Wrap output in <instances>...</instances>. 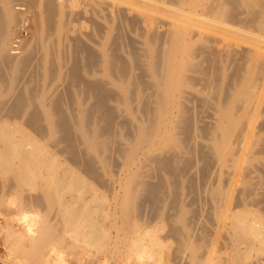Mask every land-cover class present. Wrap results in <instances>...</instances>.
I'll use <instances>...</instances> for the list:
<instances>
[{
	"label": "bare ground",
	"instance_id": "6f19581e",
	"mask_svg": "<svg viewBox=\"0 0 264 264\" xmlns=\"http://www.w3.org/2000/svg\"><path fill=\"white\" fill-rule=\"evenodd\" d=\"M0 210V264L82 260L67 229L124 251L145 215L178 264H264V0H0Z\"/></svg>",
	"mask_w": 264,
	"mask_h": 264
},
{
	"label": "rangeland",
	"instance_id": "374dc122",
	"mask_svg": "<svg viewBox=\"0 0 264 264\" xmlns=\"http://www.w3.org/2000/svg\"><path fill=\"white\" fill-rule=\"evenodd\" d=\"M32 26L33 25H31V24H26L24 27H21V37L23 39L26 40V39L30 38ZM98 139H99V141H101V142H99L98 146L101 147V148H105L106 145L104 143V138H102V136H99ZM178 146H179L178 142L174 141V142L170 143L169 148H172L173 150H175L176 148H178ZM107 205L108 204H106V208L108 207ZM37 211H39V210H36V212ZM2 213L3 212H1V210H0V214H1L0 215V221L4 220V217H3L4 214H2ZM42 217L43 218L40 221V225H43V223L46 222L45 220H48L46 218V213L44 214L42 212ZM141 218L142 219H137L136 220L137 222H140V224L138 226L139 227L142 226L143 228L141 230L144 231V234L142 233V235L140 237V242L135 243L136 241L133 240L134 241L133 242L134 244L132 243L133 245L132 244L128 245L127 243L123 242L126 245L125 246L123 244L124 247H125L124 251L119 252L118 249L116 251L109 244L106 245L107 247L106 246L105 247L101 246L102 247L101 248L99 245L92 244L90 242L88 243V241H86V239L83 238L84 236L82 237V235L80 234V231H82V230L78 231L79 233L77 232L76 235H75V231H71V229H67L66 230L67 231L66 234H67L68 238L71 239L72 242H75L76 246H78L80 248V250H82L83 253H82V258L81 259L83 261L78 259L77 256L76 257L74 256V255H77V254H75L73 252H70L71 250L69 251V247L70 246L65 244L68 247V248H65L61 242H57V241H54V243H56V245H58L57 250H55L53 252V256L55 254L54 259L56 257H57V259H59L58 260L59 261L58 264H60V259H63V263L62 264H77V263L79 264L80 261H82L81 264H84V261L89 260L90 258H91V264H135V261L133 259H131L134 251L142 249L144 247L143 244L146 243V244H149L150 246L154 247V252H155L154 253L155 254L154 257H155V259L153 261V264H173V263L174 264H176V263L178 264V263H180L179 259L177 260V258H175L173 256V254L178 253V251L180 250V249L178 250V249L175 248V246L178 243V242L176 243V241L178 239H176V237L175 238L172 237L173 238L172 239L171 235L169 237V234L166 233V232H168L166 230L167 228H165L167 225L163 224V221L161 219L156 220L155 218H152L151 216H148V218H147V215H145V216H142ZM149 218H150V221H149ZM143 219H145V220H143ZM99 220L106 224V226H107L106 229L108 230V232H112L114 234L119 233L120 237H123V235H121V233L117 229H115V227L113 228L111 226V224H112L111 221L113 219L110 220V219H104V218L101 217ZM152 220H154V221H152ZM142 221H144V222H142ZM145 222L146 223L152 222V223L151 224L150 223L146 224ZM0 223H2V222H0ZM164 225H166V226H164ZM132 234L133 235H131L130 237L134 236V234H135V236L137 235V233H132ZM138 234H140V232ZM146 234H148V235H146ZM163 234H164V236H163ZM167 235H168V237H167ZM151 236H152V238H151ZM2 237H4V239H5V235H1V238ZM1 238H0V241L2 240L3 242H5L4 239H1ZM174 239H176V241ZM152 240L154 242L153 245L150 243V242H152ZM158 241H160L161 246H158L159 244H156V243H159ZM175 243H176V245H175ZM2 244L4 245V243H2ZM93 245H96V246H93ZM0 246H2V245H0ZM132 246H134L133 248L135 250L134 249H132L130 251L127 250L128 247L132 248ZM178 246H179V243H178ZM0 248H1V250H0L1 253H3L2 250H4V252L6 251L5 246H3V248H5V249H3L2 247H0ZM110 248H112V249H110ZM173 248H175L177 250V252L174 251ZM179 248H180V246H179ZM126 250L129 251L130 253L127 252ZM170 251H172L173 253L170 252ZM60 253H63V254H60ZM169 254L170 255L172 254V256L169 257ZM248 255L251 256L252 259L264 258V251H262V250H251V251H249ZM84 256L87 258L86 260H85ZM215 256H218V252L215 253ZM172 257L174 259H172ZM167 259H169V260H167ZM170 260L172 261V263L170 262ZM173 260L174 261L176 260V261H179V262H174ZM53 261L54 260H53V257H52L51 261H50V264H54V263L57 264L56 261L54 263H53ZM213 263L214 262H212V258L209 256L208 264H213ZM22 264H25V263H22Z\"/></svg>",
	"mask_w": 264,
	"mask_h": 264
},
{
	"label": "clouds",
	"instance_id": "9594fccd",
	"mask_svg": "<svg viewBox=\"0 0 264 264\" xmlns=\"http://www.w3.org/2000/svg\"><path fill=\"white\" fill-rule=\"evenodd\" d=\"M5 203L6 207L16 211L12 220L20 225L28 236H36L38 234L37 230L39 228L40 221L43 218L42 213L24 209L22 198H18L14 194L9 195ZM131 259L135 261V264H153L155 257L151 254L149 249L143 248L134 251Z\"/></svg>",
	"mask_w": 264,
	"mask_h": 264
}]
</instances>
